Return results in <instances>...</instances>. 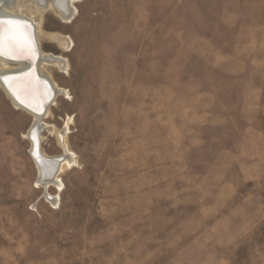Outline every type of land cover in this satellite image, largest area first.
<instances>
[{
    "label": "rangeland",
    "instance_id": "1",
    "mask_svg": "<svg viewBox=\"0 0 264 264\" xmlns=\"http://www.w3.org/2000/svg\"><path fill=\"white\" fill-rule=\"evenodd\" d=\"M72 6L14 4L67 63L41 150L68 126L76 162L44 187L0 87V264H264V0Z\"/></svg>",
    "mask_w": 264,
    "mask_h": 264
},
{
    "label": "bare ground",
    "instance_id": "2",
    "mask_svg": "<svg viewBox=\"0 0 264 264\" xmlns=\"http://www.w3.org/2000/svg\"><path fill=\"white\" fill-rule=\"evenodd\" d=\"M72 2L73 0H9L4 4L0 2V62L3 65L0 67V87L16 106L30 112L35 118L29 133L33 146L31 153L38 161L39 168H42V171L39 169L41 175L48 176L49 183L44 185L46 188L51 184L61 186L59 174L67 165L76 162L75 155L67 145L68 126L61 133L64 154L48 157L42 152L39 125L43 115L32 112L28 106L44 113L55 97L60 92H65L59 88L43 65H58L65 69L67 63L61 56L45 53L41 48L39 15L20 13L14 8V4L41 11L51 8L61 18L69 20L74 14Z\"/></svg>",
    "mask_w": 264,
    "mask_h": 264
},
{
    "label": "water",
    "instance_id": "3",
    "mask_svg": "<svg viewBox=\"0 0 264 264\" xmlns=\"http://www.w3.org/2000/svg\"><path fill=\"white\" fill-rule=\"evenodd\" d=\"M7 1H9V0H2V1H0L1 2V4H4V3H7ZM28 108L32 111V112H37L39 115H43V112H39V111H36L33 107H31V106H28ZM40 126V125H39ZM35 161H36V164L38 165V167H39V163H38V161L35 159ZM39 169H41V171H42V168H39ZM41 171H40V176L41 177H39V182L40 183H42V184H44V185H47L49 182V180L47 179V177L48 176H45V175H41ZM47 179V180H46Z\"/></svg>",
    "mask_w": 264,
    "mask_h": 264
}]
</instances>
